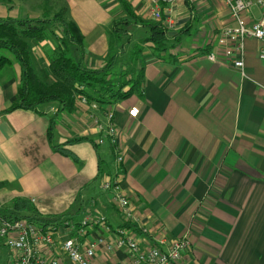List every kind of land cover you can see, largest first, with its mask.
Here are the masks:
<instances>
[{"label":"crops","instance_id":"obj_1","mask_svg":"<svg viewBox=\"0 0 264 264\" xmlns=\"http://www.w3.org/2000/svg\"><path fill=\"white\" fill-rule=\"evenodd\" d=\"M129 1L137 14L153 19L147 2ZM158 2L163 22L173 19L166 27L173 41L166 52L142 51L135 66L141 86L124 99L92 109L76 95L67 112L57 103L7 111L16 98L19 67L12 61L2 68L0 208L24 198L42 216L62 215L61 221L104 217L105 226H78L67 234L81 244L113 242L119 227L144 250H165L187 235L190 247L175 264H264L262 42L245 40L242 75L217 42L224 27L236 26L224 0ZM58 10L84 35L86 65L102 67L111 23L123 16L116 0H0V18L37 19ZM245 17L259 19V8ZM46 29L41 43L29 41L37 73L45 72L58 46L57 34ZM107 111L117 129L119 164L109 139L97 144L95 122L105 124ZM52 121L56 149L47 136ZM114 179L136 221L125 222L112 192L103 188ZM2 246L0 241V252ZM11 257L7 253L3 264ZM129 262L124 248H100L91 264Z\"/></svg>","mask_w":264,"mask_h":264},{"label":"trees","instance_id":"obj_2","mask_svg":"<svg viewBox=\"0 0 264 264\" xmlns=\"http://www.w3.org/2000/svg\"><path fill=\"white\" fill-rule=\"evenodd\" d=\"M123 16L111 23V44L104 65L92 68L85 63V37L63 10L37 19L0 18V71L16 61L19 77L16 98L6 109L36 110L40 105L57 103L60 111H70L75 96L107 104L130 96L141 86V74L135 70L142 51L166 52L172 39L163 18L145 19L136 13L129 0H116ZM57 34L58 46L45 72L32 66L31 46L41 43L46 27ZM176 39V38H175ZM114 44V45H113ZM53 121L48 128V141L54 149ZM62 215L42 216L28 199L17 198L10 207L0 208V218L26 220L43 230L62 223Z\"/></svg>","mask_w":264,"mask_h":264},{"label":"built area","instance_id":"obj_3","mask_svg":"<svg viewBox=\"0 0 264 264\" xmlns=\"http://www.w3.org/2000/svg\"><path fill=\"white\" fill-rule=\"evenodd\" d=\"M144 1L149 5L151 17L156 20L160 19L162 12L159 0ZM224 2L230 9L236 26L224 27L218 35L217 42L223 48L226 59L244 75V42L246 39L255 38L262 42L259 57L264 63V0H224ZM253 6H257L260 10V17L257 20L245 17ZM164 23L166 27L170 28L173 25V19L167 17ZM77 100L80 104L87 105L92 109L98 108V103L88 101L86 96L78 95ZM129 114L134 117L138 111L132 108ZM105 118V124L97 120L95 122V127L100 132L97 144H103L106 139H109L116 152V163L119 164L123 161V156L117 151V129L114 125L113 114L107 111ZM103 188L112 192L113 203L125 222L137 220L128 203L127 196L121 193L120 183L117 179L105 181ZM94 225L105 226V218L102 216L91 217L87 214L79 222L65 220L48 230H43L26 220L0 218V241L12 252L8 264H91L100 248L106 252H112L118 248L126 249L130 256L129 264H175L190 247V240L187 235H184L174 240L165 250L157 247L144 250L124 227L115 229L114 241L106 244L101 238L88 239L84 244H81L77 237L67 236L78 226L82 231ZM108 229L106 226V230Z\"/></svg>","mask_w":264,"mask_h":264},{"label":"rangeland","instance_id":"obj_4","mask_svg":"<svg viewBox=\"0 0 264 264\" xmlns=\"http://www.w3.org/2000/svg\"><path fill=\"white\" fill-rule=\"evenodd\" d=\"M118 19H119V18H118ZM107 43H108V47H110L111 40L108 39V40H107ZM113 45H114V44H113ZM1 252H3L4 255H3ZM1 252H0V264H3L4 262L7 261V260H6L7 253L11 252V250L8 249V248H6V247H4V246H2V248H1ZM11 253H12V252H11ZM5 260H6V261H5Z\"/></svg>","mask_w":264,"mask_h":264}]
</instances>
